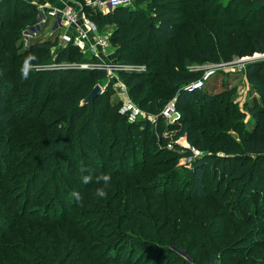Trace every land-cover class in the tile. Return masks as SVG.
<instances>
[{"label": "trees", "instance_id": "16d2710c", "mask_svg": "<svg viewBox=\"0 0 264 264\" xmlns=\"http://www.w3.org/2000/svg\"><path fill=\"white\" fill-rule=\"evenodd\" d=\"M38 1L0 0V70H4L0 72V131L8 130L7 138L0 140V201L5 200L3 204L10 207L0 211V229L5 219L13 220L12 231L22 228L25 223L20 225V220L25 218L54 234L51 238L18 234L31 246L15 248L20 250L18 253L10 252V263L264 264V238L247 245L248 238L257 235L252 232L258 227L264 234V198L261 201V192L254 189L264 178V61L249 60L245 70L261 98L257 103L262 107L256 103L250 108L261 133L244 134L240 141L228 136L218 138L221 142L216 151H208L212 144L206 135L207 118L214 110L220 112L221 105L230 103L231 97L211 93L204 87H186L202 76L200 69L188 65L190 62L203 64L230 60L235 55L264 54V0H228L226 5L222 0H140L144 1L142 6H118L109 12L87 10L99 29L114 25L108 38L115 47L116 58L132 66L119 71L129 94L138 98L145 90L140 104L149 105L151 113L158 115V125L171 100L182 112L177 123L171 125L174 133L160 136L165 147L168 141L184 136L200 150L195 155L191 148L179 144L173 150L155 144V151L168 150L172 157L165 153L163 158L152 160L150 137L155 132V121L147 117L130 121L119 113L112 135L105 134L104 141L95 140L94 147L80 145L87 157L95 156V151L103 155L100 165H105L88 174L91 179L110 175L108 182L98 183L104 188L103 197L96 194L92 185L82 182L83 173L81 178L77 175V165L71 163L76 146L62 148L66 134L76 130L83 133L84 128L79 129L71 117L93 104H82V99L108 74L104 69L66 64L44 70L32 67L52 57L57 62L78 65L95 59L80 52L72 42L60 44L58 36L32 37L26 45L24 30L38 19ZM29 54L35 59L25 66ZM22 69L27 71L26 77ZM21 80L23 87L28 88L23 95ZM102 98L95 99V105ZM14 100L25 106L34 101L32 106H40L22 116L12 109ZM200 109L196 116L193 112ZM95 117L96 114L87 125ZM26 120L32 124L29 129L22 124ZM123 137L127 141L120 147ZM8 138L29 139L28 144L19 146L26 157L24 153L11 156L13 149ZM131 138L135 144L130 148ZM182 154L191 158L189 167L178 169L188 179L184 187L171 189L168 176L177 171L165 169L159 173L157 168L167 166L172 158ZM23 157L24 162L35 159L23 169L16 165L15 168L12 159ZM107 160L115 162L110 171H106ZM251 161L255 165L247 167ZM94 165H90L92 171ZM3 167L13 169L10 175L21 179V183L11 185L13 177L6 178ZM257 171L260 177H256ZM67 177L72 179L67 181ZM211 177L215 180L214 190L209 187ZM113 178H119L115 187ZM49 190L65 198L49 207L56 213L31 212L32 202ZM16 192L20 196L16 197ZM40 192L43 193L39 196ZM74 192L79 193V198ZM67 196L71 203H64ZM85 197L81 203L100 216L82 225L75 219L78 214L71 213ZM89 200H93V205ZM251 221L253 227L243 232L244 225ZM5 245L0 239V246ZM5 257L0 251V264Z\"/></svg>", "mask_w": 264, "mask_h": 264}, {"label": "rangeland", "instance_id": "374dc122", "mask_svg": "<svg viewBox=\"0 0 264 264\" xmlns=\"http://www.w3.org/2000/svg\"><path fill=\"white\" fill-rule=\"evenodd\" d=\"M175 1V0H173ZM224 2V5H226L228 3V0H222ZM144 1H136L134 0V4L136 3V5H143ZM54 18L49 19V22L47 23V26H43L41 27V29L36 28V32H37V36L39 38H47V37H52V38H57L58 36V30L59 29H52L53 28V24H54ZM63 28H65V25L62 24ZM114 27V25H103V27L100 29L101 34H104L105 36H108L111 29ZM30 33L35 32L33 30H29ZM25 31H24V36H25ZM27 34V33H26ZM23 36V40H25V43L27 45V41L25 39V37ZM59 39V37H58ZM59 43L61 44V40L59 39ZM62 43H65L62 41ZM0 45H3V42H0ZM25 45V44H24ZM113 46V45H110ZM114 47V46H113ZM111 47H109L108 51L112 52ZM114 51V49H113ZM116 51V50H115ZM114 51V54H115ZM113 56V57H111ZM249 56H253V55H245L242 57H237V55H235L233 58H231L230 60H219V61H208L205 62L203 64L197 63V62H190L188 65L191 68H196V69H200L201 70V74L204 77L205 73H207L208 71H214L212 72L205 80L203 83V87L206 88L207 90L211 91V93H220L221 95H228L231 97V102L230 103H223L221 105L222 110L216 111L214 110V114L210 115L207 118L208 121V127L206 129V135L209 138L210 143L212 144V147L208 150L210 152L216 151L215 149H217V145H219V143L221 142V140H219V142L217 141L218 138H223L225 136H228V139H234L235 141H240L242 135H248L251 134L253 132L256 133H261L260 132V127L259 124L257 123V121L254 119V117L252 116V112L250 111V108H254L256 103L259 102L261 100L260 96L258 95L257 91L255 90V88L250 84L247 76H246V65L247 63L245 62L246 58H248ZM110 58H108L107 56V61H117L116 55H113V53L110 54L109 56ZM112 59V60H111ZM261 60L264 61V57H258V58H254V60ZM253 60V59H251ZM9 61H6V64ZM57 61L52 57L47 61H44L42 63H37L32 65V67H34L35 70H44L47 68H53L57 66ZM5 64V65H6ZM70 66H78L80 68H89L90 66H86L84 65H74L73 63L69 64ZM245 65V66H244ZM264 69V68H263ZM4 70H0V72H2ZM113 72H115L114 70H112ZM201 76V77H202ZM22 86H21V95H23V93H25L26 89L28 88H24L23 87V81L21 80ZM99 85L101 87V92L97 95V97L95 99H97L98 97H102V101L100 102L99 105H95V100L92 102L93 104L88 105V107L85 109H81L80 112H78L76 115H73L71 117L72 121H77L78 122V127L79 129L84 128L83 133L79 132V131H75L74 133H70V134H66L67 136L64 138L63 141V150H67V149H73L75 146V150L73 152V158L75 159L74 162L72 161L71 163L73 165H77L76 168V172L77 175L81 178L82 175H91L90 173H96V171H98V167H101V165H105L101 164V158L103 157V155L99 154L98 151L96 152L95 156L92 157H87L86 153H84L81 148L80 145L82 143L87 144L88 146L94 147V143L95 140H103V137L105 136V134H111L112 135V131L115 130V125H116V121L117 120V116L120 112V108L122 107L125 98L123 96H121L118 92V87L117 84L115 83V81L113 80L112 76L107 77L104 80H101L97 83L94 84L93 88ZM92 88V89H93ZM89 95V93L87 94ZM146 92L145 90L140 94V96L138 98H136L133 95H129V99H131L140 109L141 112L138 114L137 118H150V119H154L156 127H155V132L152 131V135L150 137V140H152V144H151V149H152V153L150 154L151 156H153V159H161L164 157L165 153H168L171 157V153L168 150H163V151H159L154 149V145L155 144H160L162 146L160 147H164V148H169L171 150H173L176 147V144L182 145L181 142L185 141V137H179L176 139L174 138L173 140H170L166 143V147L164 142L162 141V138L160 137L161 135H165V136H169L170 133H174V129L173 127H171L172 124H176L177 120L181 117V111L178 110L176 108V105L173 104L171 106V108L168 110V112H164V110L162 111V113L164 114V118L161 121V125H158V115H155L153 113H151L150 111V106H145L142 107V98L145 97ZM86 97V96H85ZM84 97V98H85ZM84 98L82 99V101L84 100ZM15 104L12 105V109H16L18 110V112L22 113V116H24L25 114L27 115L28 111L30 109H34V111H36L38 109V107L40 106L39 104L37 106H32L31 103L33 104V102H27L26 104L28 105H21L20 102H16L14 100ZM13 102V103H14ZM170 102H173V100H171ZM141 103V104H140ZM261 105V104H260ZM257 103L258 108L262 107ZM97 106V108H96ZM84 113V115L82 116V114ZM196 116L198 115V113H201V109L200 110H195ZM94 114H96L97 117H95L92 122L90 124L87 125V123L89 122V120H91L94 117ZM99 115V116H98ZM123 115V114H122ZM126 116V115H123ZM79 118H81L79 120ZM124 123V121H120L119 125L121 126ZM24 129H29V125L30 127H32V124L29 123L27 120L24 121L23 123ZM87 125V126H86ZM175 127V126H174ZM7 132L8 130H4V131H0V140L2 139H6L7 138ZM170 132V133H169ZM4 136V138H3ZM230 137V138H229ZM105 139V138H104ZM132 138L129 139V141L131 142ZM29 139L27 138H17L14 140H11L8 138V142L10 144V148H12L13 150V155L11 156H15L18 155L20 153H24V157H26V153L22 152L21 150H19V146L23 145L24 143L28 144ZM122 144L120 147H122L126 140V137L121 138ZM132 143V142H131ZM135 143L133 142L130 145V148L133 147ZM170 144H173V148H170ZM12 145H15V147L13 148ZM74 146V147H73ZM184 146V145H182ZM107 149V148H106ZM117 149H121V148H117ZM138 150H141V147H138ZM156 155V156H155ZM24 157L23 158H13L12 159V163L15 167H21V169H23L24 167H26L28 164H30L31 161H34L35 158H33V160H28L27 162H24ZM116 157V156H114ZM115 159V158H114ZM171 163L168 164L167 166H162L160 168H157L159 173H161V171L165 170V169H170V172H174V174H170L168 177H170L169 179V187L171 189L174 188H181L184 187L188 176L186 175V173H184L181 169H179V167L185 168V167H189V165H191V158L185 155H181L177 158H172L171 159ZM58 163V162H56ZM76 163V164H75ZM91 163H95V168L93 169L94 171H92L90 165ZM115 163L114 160L112 161H108L106 162L107 164V170L106 171H110L112 170L111 168V164ZM239 162H236V164ZM264 164V161H263ZM255 165V161H251V162H247L246 166L247 167H251ZM15 167V168H18ZM110 168V170H109ZM175 170H172V169ZM177 169V170H176ZM3 174L6 175L5 177H13L12 181H11V185L13 184H17V183H21V179H14V175H10L11 172L13 171V169H9L8 167H3ZM62 171V170H61ZM60 171V173H62ZM168 172V173H170ZM83 173V174H82ZM158 173V174H159ZM259 171L256 172V177H258ZM2 174L0 173V179H1ZM161 176V174L159 175V177ZM167 177V178H168ZM260 177V176H259ZM70 177H67L66 180L69 181ZM76 179V177H75ZM9 180V179H8ZM149 180V179H148ZM117 181H119V178H113L112 181V185L113 187H115V184L117 183ZM102 183L104 182L102 179V176L96 178V179H91L87 182L89 183V185L93 186L95 189H97L98 187H100L98 183ZM210 183V181H208ZM122 183V182H121ZM73 184V182L71 183ZM123 185H125V182L122 183ZM215 180L212 181V177H211V184H210V190H214L215 187ZM7 187V186H5ZM165 186H161V189L164 188ZM169 188V189H170ZM254 189L260 193V197H261V201L264 198V178L261 179L259 181V183L254 187ZM17 193V192H16ZM43 192H40L39 196L42 195ZM14 194H11V197H14ZM18 196H20L19 193L16 194ZM38 196V197H39ZM2 197V193H0V200ZM21 201L23 199V197H20ZM65 199L63 194H58L56 192H52V191H47L44 194V197H42L40 200H35L34 202H32V204L30 205L29 209H32L31 212H38L39 214H46V215H54L56 212L53 210V208H49L51 205H53L54 203H58V202H63ZM85 198L81 199L79 202V207H77L75 210L72 211L71 215H73L74 213H77L78 215L75 216V219H77L78 221H81L82 225H87L88 223H92V217H99L100 214H92V211L94 210H89L87 209V206L82 204L81 202L84 201ZM51 201V202H50ZM5 202V200L3 202L0 201V211H5L8 208H10L9 206H5L6 204H3ZM71 203V197L67 196L66 200L64 203ZM90 204L93 205V200H89ZM21 205V203H20ZM99 207V206H96ZM12 219H5L4 222V227L0 229V239L2 242L6 243V245L4 247L0 246V251H1V255L3 257H5V262L3 264H11V258L9 257L10 252H14V253H18L20 250H14L15 248H23V246H31V244L27 243V239L25 237L20 238L18 234L21 235H32V236H36V237H46V238H51L53 236L54 233L50 232V231H46L43 228H39L36 227L33 223H28L27 219H22L20 220L21 223H25V225L20 228H16L15 230L12 231ZM27 221V222H25ZM89 227H92V224H89ZM250 227H253V221H251V223L249 224H245L244 228H243V232L247 231L248 229H250ZM6 234V236H4ZM252 234H257L255 236H250L248 238V247L254 245L256 243V241H259L260 239L264 238V234H261V230L258 227L256 229L255 232H252ZM111 241V240H110ZM257 250V249H256ZM255 252L251 253L250 255H254L256 253ZM181 255H186L185 251H180ZM4 259V258H3Z\"/></svg>", "mask_w": 264, "mask_h": 264}, {"label": "built area", "instance_id": "2783aa9c", "mask_svg": "<svg viewBox=\"0 0 264 264\" xmlns=\"http://www.w3.org/2000/svg\"><path fill=\"white\" fill-rule=\"evenodd\" d=\"M118 6H134V0H84L80 9H74L73 7H66L64 9L58 7H47L45 5H39V16L35 24L24 30L25 39L27 43L32 37H38L36 28L41 29L43 26H47L49 19L54 18V24L52 29L58 30L59 39L64 42H72L80 52L85 54L87 57H94L92 61L81 62L79 65L90 66L89 68L104 69L107 71L108 77L112 76L113 80L117 84L118 92L121 96L125 98V101L120 108V112L130 120H136L141 109L129 99V89L127 85L119 77V71L123 68L132 67L131 65L122 64L117 61H107V57L103 55V51L112 45L109 41L108 36L101 34L97 22L89 16L87 10L94 9L96 11L109 12ZM62 24L65 25L63 28ZM29 30L35 32L30 33ZM264 57V54H255L246 58L245 62L249 60ZM112 60V59H111ZM71 62H58L56 67L61 65H69ZM78 65L77 63H73ZM245 66V65H244ZM114 70L115 72H113ZM214 71H208L205 76L192 81L187 84L186 87L190 89L203 87L204 80ZM173 102L168 103L165 107L164 112L168 110L173 105ZM154 120V119H151ZM183 147L191 148L195 155L200 153L199 149L192 147L189 142L185 139L181 142ZM173 148V144L169 145Z\"/></svg>", "mask_w": 264, "mask_h": 264}, {"label": "crops", "instance_id": "0c3cea01", "mask_svg": "<svg viewBox=\"0 0 264 264\" xmlns=\"http://www.w3.org/2000/svg\"><path fill=\"white\" fill-rule=\"evenodd\" d=\"M84 0H39L38 1V5H45L47 7H58L61 9H64L66 7H73L74 9H80L82 3ZM64 42V41H63ZM66 43V42H65ZM111 48L114 49L115 51V47L113 46H109ZM109 47H107L104 51H103V55L104 56H108V58H110V54L113 53V55H116V51L114 54V51L112 49V52H109L108 49ZM113 57V56H111Z\"/></svg>", "mask_w": 264, "mask_h": 264}, {"label": "clouds", "instance_id": "9594fccd", "mask_svg": "<svg viewBox=\"0 0 264 264\" xmlns=\"http://www.w3.org/2000/svg\"><path fill=\"white\" fill-rule=\"evenodd\" d=\"M34 59H35V56L32 55V54H29V56L26 57V59H25V66L28 65V62H29V61L34 60ZM22 75H24V76L26 77V76H27V71H24V69H22ZM90 178H91V177H90L89 175H85V176H83V178H82V182H83V183H87V182L90 180ZM102 179H103V181L108 182V181L110 180V175H108V174H104V175L102 176ZM96 194H97L98 196H100V197H103V196L105 195L104 188H103V187H98V188L96 189ZM73 195H74L76 198H79V193H78V192H74Z\"/></svg>", "mask_w": 264, "mask_h": 264}, {"label": "water", "instance_id": "95a60500", "mask_svg": "<svg viewBox=\"0 0 264 264\" xmlns=\"http://www.w3.org/2000/svg\"><path fill=\"white\" fill-rule=\"evenodd\" d=\"M101 92V87L99 85H96L91 92L89 93V95H87L84 100L82 101V104H89L92 103L95 98L97 97V95Z\"/></svg>", "mask_w": 264, "mask_h": 264}]
</instances>
